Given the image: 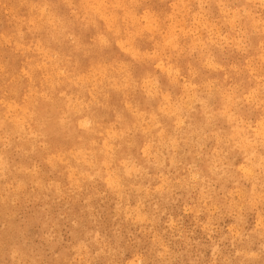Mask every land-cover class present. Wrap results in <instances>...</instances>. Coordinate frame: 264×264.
I'll return each mask as SVG.
<instances>
[{
  "label": "clouds",
  "instance_id": "obj_1",
  "mask_svg": "<svg viewBox=\"0 0 264 264\" xmlns=\"http://www.w3.org/2000/svg\"><path fill=\"white\" fill-rule=\"evenodd\" d=\"M0 264H264V0H0Z\"/></svg>",
  "mask_w": 264,
  "mask_h": 264
}]
</instances>
